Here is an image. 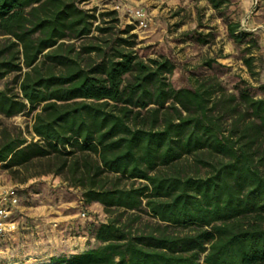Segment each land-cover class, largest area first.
I'll use <instances>...</instances> for the list:
<instances>
[{"label":"trees","instance_id":"trees-1","mask_svg":"<svg viewBox=\"0 0 264 264\" xmlns=\"http://www.w3.org/2000/svg\"><path fill=\"white\" fill-rule=\"evenodd\" d=\"M84 1L0 0V80L20 75L0 114L34 113L31 142L0 131V165L61 176L108 215L77 225L84 251L30 264H264V84L176 89L170 59L140 57L133 27Z\"/></svg>","mask_w":264,"mask_h":264},{"label":"rangeland","instance_id":"rangeland-1","mask_svg":"<svg viewBox=\"0 0 264 264\" xmlns=\"http://www.w3.org/2000/svg\"><path fill=\"white\" fill-rule=\"evenodd\" d=\"M85 0L82 7L98 11L115 10L121 28L133 27L135 52L143 59L166 57L175 70L170 76L174 88H192L196 79L216 76L234 92L241 82L249 84L259 97L264 84V41L259 33L249 31L253 13L257 23L264 21V2L229 0L220 10L207 0ZM123 4L120 5L119 3ZM128 4V5H127ZM140 10L142 16L136 15ZM229 23H239L242 30L253 32L242 43H236L228 32ZM252 59L255 77L244 65ZM210 62L211 65H206ZM19 73L0 80V89L18 94ZM34 113L7 118L0 114V131L6 128L31 142ZM37 167L8 170L0 165V186H14L20 202L14 219L24 230L11 241L0 244V264H30L49 248H83L78 224L101 223L108 219L100 205H85L80 188L71 187L63 177L36 175ZM32 175H36L30 177ZM144 220H151L143 215ZM92 245V242H91Z\"/></svg>","mask_w":264,"mask_h":264},{"label":"built area","instance_id":"built-area-1","mask_svg":"<svg viewBox=\"0 0 264 264\" xmlns=\"http://www.w3.org/2000/svg\"><path fill=\"white\" fill-rule=\"evenodd\" d=\"M258 3V0H254ZM136 15L141 17L140 10ZM20 202L19 194L14 186H0V241L12 236L19 228L18 222L14 219L15 210Z\"/></svg>","mask_w":264,"mask_h":264},{"label":"crops","instance_id":"crops-1","mask_svg":"<svg viewBox=\"0 0 264 264\" xmlns=\"http://www.w3.org/2000/svg\"><path fill=\"white\" fill-rule=\"evenodd\" d=\"M119 1H121V0H119ZM245 1V4H247L248 5V7L250 6L251 7V2H254V0H244ZM126 2H128V4L130 3V2H132L131 0H126ZM136 2L137 3H139V2H141V1H137L136 0ZM120 5H122L123 3L122 2H120L119 3ZM127 4V5H128ZM259 10L260 9H257L254 13H253V15L252 16H250V18H249V20H248V29H249V31H253V32H256V33H259L261 36H262V40L264 41V21L263 22H260V23H257V22H255L254 21V16L256 15V14H258V12H259ZM92 205H98V204H92ZM83 240H87V238L86 237H81ZM87 248V243H84L83 244V248H76V250H74V249H70V250H72V251H74V252H82V251H84L85 249Z\"/></svg>","mask_w":264,"mask_h":264}]
</instances>
